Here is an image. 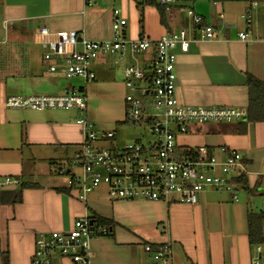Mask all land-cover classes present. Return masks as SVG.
<instances>
[{"label":"crops","instance_id":"crops-1","mask_svg":"<svg viewBox=\"0 0 264 264\" xmlns=\"http://www.w3.org/2000/svg\"><path fill=\"white\" fill-rule=\"evenodd\" d=\"M137 1L117 0L116 3L128 23L126 38L138 39L144 35L160 38L185 30L191 40L197 39L187 53L176 52V95L181 103L194 107H247L248 74L264 81V0H176L167 6V25L161 23L155 6L146 5L143 33L137 17ZM253 2L258 5L252 6ZM84 7L85 0H0V27L4 31V35H0V78L12 77L22 83V87L8 89L7 84L0 82V176L17 178L20 185L27 182L41 186L24 190L20 203L0 204V264L5 252L10 264H31L40 233L69 231L75 213H84L85 206L78 210V202L57 190L67 187L54 171L55 163L72 158L84 141L82 127L73 122L77 113L3 106L4 99L10 96L62 95L70 85L81 84L79 80L35 71L27 46L38 45L30 40L28 26L34 24L51 31H87L89 28L95 31L97 18L84 14ZM151 9L157 11L156 20ZM189 10L201 16L205 25L220 29L224 36L214 42L200 40L199 27L188 15ZM239 14H247L251 23L236 27ZM191 27L192 31L188 32ZM221 27L225 29L224 34ZM241 33L247 34L244 39ZM107 61L100 58L96 62V79L86 86L87 119L106 127L123 117L126 91L124 83L114 79L115 69L107 67ZM41 65L44 67L42 55ZM43 75L50 78L43 79ZM46 82L53 89L48 88ZM102 110H107L111 121L105 123L99 118ZM237 123L197 125L178 141L187 148L205 146L220 161L225 158L223 148L243 154L248 166L244 177L249 190L254 192L243 187L239 191L249 195L248 201L240 195L236 200L231 192L209 190L201 194L195 206L142 203L150 215V230L157 239L141 243L122 240L114 230V238L91 240L88 264H146L148 253L144 244L160 246L168 241L172 244L173 264H251L255 252L248 240L247 217L250 211L264 212V122L249 123L244 134L230 130ZM125 202L115 203L120 206ZM89 204L90 196L88 212L99 215ZM57 262L75 264L63 258Z\"/></svg>","mask_w":264,"mask_h":264},{"label":"built area","instance_id":"built-area-1","mask_svg":"<svg viewBox=\"0 0 264 264\" xmlns=\"http://www.w3.org/2000/svg\"><path fill=\"white\" fill-rule=\"evenodd\" d=\"M175 1L157 0L162 6ZM116 3L117 0H85L84 14L97 18L95 31H51L42 25L28 26L30 40L43 50L46 74L79 80L81 84L70 85L62 95L10 96L3 102L4 108L11 109L86 113L85 119L73 120L83 129L80 149L72 158L54 165L56 175L68 179L71 194L77 193L85 206L84 213L69 231L40 233L31 264H58L56 256L75 264L89 263L91 240L106 231L88 212V199L94 191L102 189L117 202L142 200L195 206L201 194L209 190L231 192L238 200L242 188L239 178L248 173L246 158L238 151L223 148L225 158L220 161L205 146L187 148L178 141L180 136L190 134L194 126L242 122L248 113L247 107H194L179 101L176 52L187 53L197 39L191 40L185 30L160 38L128 39V23ZM257 5L258 2L252 3ZM188 15L199 27L200 40H220V29L205 25L192 10ZM241 17L251 23L247 14ZM239 35L244 39L247 34ZM100 58H110L114 65L123 67V124L149 131L151 139L122 145L117 142L116 131L98 134L93 130L87 119L86 86L95 81V65ZM20 184L17 178L0 176L1 191ZM145 252L152 256L154 264H173L169 241L155 248L147 245ZM254 252L251 264H264V245L255 246Z\"/></svg>","mask_w":264,"mask_h":264},{"label":"rangeland","instance_id":"rangeland-1","mask_svg":"<svg viewBox=\"0 0 264 264\" xmlns=\"http://www.w3.org/2000/svg\"><path fill=\"white\" fill-rule=\"evenodd\" d=\"M144 0H138L136 2V6H137V13H138V20H139V24H140V30L141 33H143V29H142V25H143V19H144V15H145V7L146 5H143ZM152 10V15L154 16V19H157L156 16V9H151ZM242 14L237 15L236 16V27H239V25H242L245 23V21L242 19ZM169 19V15L167 16ZM146 19V17H145ZM1 22V19H0ZM246 24V23H245ZM1 26V25H0ZM221 29H223V34L225 32V29L221 27ZM188 32L192 31V27L187 30ZM0 35H4V31L2 30V28L0 27ZM222 35V32H221ZM146 36V35H144ZM224 36V35H222ZM15 48H17L16 45L12 44ZM27 48H30L29 52V57H30V63H33L35 71H42V73H45V69L44 67H42L41 65V55L43 53V50L41 47H39L38 45H34V44H30L27 46ZM107 62L110 69H115V73L113 74L114 79L119 80V82L123 83L124 80V76H123V67L122 66H117L114 65L111 61L110 58H107ZM110 63V64H109ZM103 66V65H102ZM29 69V68H27ZM30 73V72H29ZM43 79H45V77L50 78L46 75H43ZM49 80V79H48ZM0 82L7 84V88L8 89H12L15 86L17 87H22V83L21 81H19L18 79H14L12 77H8V78H4L1 79L0 78ZM81 83V82H80ZM46 85L48 88L51 87V89H53L52 86H49V84L46 82ZM53 85V84H52ZM26 86V84H25ZM27 88V86H26ZM49 89V90H51ZM125 97V96H124ZM123 112L124 115L123 117L116 121V122H111L109 123L110 125L106 127L105 126H100V124L98 122H96V120H91V123L93 124V130L99 132L98 134H101L102 132H109V131H116L117 133V142L122 144V145H127V144H132L134 142H138V143H144V140L147 139H151V133L149 131L146 130H142L139 127H134V126H126L123 123L126 120V116H125V106H123ZM85 115L84 114H77V117L81 118V119H85ZM99 118L103 121V122H109L111 121V117L108 115L107 110H102L99 113ZM120 122V123H117ZM235 122H233L234 124ZM80 149V147H79ZM77 172V170H75ZM56 174V173H55ZM57 176V175H55ZM59 178V180L61 181L62 184H64L65 187L68 188L67 185V181L68 179L65 177H57ZM238 195H240L241 198H243L244 200H249V195H247L245 193V191H239ZM76 202H78L80 204L78 210H80L81 208H83L82 204L80 203L77 193L73 192L70 195ZM258 200L261 197H257ZM94 202V203H92ZM117 201L111 200L107 194H105V192L102 191V189H100L99 191H94L92 192V194L90 195V207L93 206L95 208V211L98 212L99 215L103 216L104 218H108V219H112L115 222V232L116 235L118 237V239H127L129 241H133V242H144V241H155L157 238L156 236L152 233V230H150V222H149V214L146 211V208L142 207V203L146 204V201H142V200H137L135 201L134 204H130L127 202L130 201H126L124 204L118 206V203H115ZM122 202V201H121ZM77 203V204H78ZM115 203L113 207L109 206L110 204ZM82 213L79 211L75 213V220L77 218L82 217ZM143 246H140L139 248L142 249ZM56 261H58L59 257H55ZM145 261L146 264H152V260L149 257L148 254L145 255Z\"/></svg>","mask_w":264,"mask_h":264},{"label":"trees","instance_id":"trees-1","mask_svg":"<svg viewBox=\"0 0 264 264\" xmlns=\"http://www.w3.org/2000/svg\"><path fill=\"white\" fill-rule=\"evenodd\" d=\"M143 5L155 6L159 12L160 21L162 24L167 25L166 22V9L167 6H162L157 3L156 0H145ZM247 87H248V113L247 121L239 122L231 127V131L238 134H244L247 131L249 123L264 122V81L257 77L248 74L247 76ZM211 152V151H210ZM243 189L253 194L254 190H249L248 181L246 177L242 176L239 178ZM41 187L37 183H23L17 190L12 191H0V204L10 203L17 204L22 201L23 191L30 188ZM66 195H71L70 189H57ZM93 219L99 226L106 228V231L101 234L100 237L114 238L115 222L112 219L104 218L99 215H94ZM248 240L250 246L253 248L257 245H264V212L250 211L248 213ZM154 248L157 247L154 243H149ZM145 246L148 243L144 244ZM1 264H10L9 255L7 252L1 255Z\"/></svg>","mask_w":264,"mask_h":264},{"label":"water","instance_id":"water-1","mask_svg":"<svg viewBox=\"0 0 264 264\" xmlns=\"http://www.w3.org/2000/svg\"><path fill=\"white\" fill-rule=\"evenodd\" d=\"M244 122H246L247 121V118H244V120H243ZM12 190H14L15 188H11ZM11 189H8V190H11ZM94 222V220H92V222H91V224ZM186 264H190V263H186Z\"/></svg>","mask_w":264,"mask_h":264}]
</instances>
